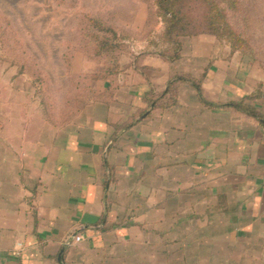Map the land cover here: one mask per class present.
Returning a JSON list of instances; mask_svg holds the SVG:
<instances>
[{"label":"crops","instance_id":"crops-1","mask_svg":"<svg viewBox=\"0 0 264 264\" xmlns=\"http://www.w3.org/2000/svg\"><path fill=\"white\" fill-rule=\"evenodd\" d=\"M181 43L65 127L0 61V264H264V71L211 35Z\"/></svg>","mask_w":264,"mask_h":264},{"label":"rangeland","instance_id":"rangeland-1","mask_svg":"<svg viewBox=\"0 0 264 264\" xmlns=\"http://www.w3.org/2000/svg\"><path fill=\"white\" fill-rule=\"evenodd\" d=\"M216 1L247 43L235 52L231 49L232 56L243 68L264 71V0ZM190 12L199 23L203 7L194 3ZM95 23L117 34L115 47L119 48L115 55L96 53L91 35L110 34L100 33ZM0 25L11 36L3 33L1 39L9 40L11 46L14 37L19 39L18 53L25 52L22 60L45 74L41 76L46 84L42 92L55 118L63 119L64 127L76 122L102 94V81H91L89 76L111 65L113 69L132 66L142 56L173 54L172 47L162 39L164 24L154 0H0ZM9 46H3L0 40V61L11 65ZM88 99L90 103L76 115L77 103L83 105Z\"/></svg>","mask_w":264,"mask_h":264},{"label":"trees","instance_id":"trees-1","mask_svg":"<svg viewBox=\"0 0 264 264\" xmlns=\"http://www.w3.org/2000/svg\"><path fill=\"white\" fill-rule=\"evenodd\" d=\"M154 1L157 7L158 16L162 19V23L164 24L162 39L166 43H168L173 50V54L171 56H163V58L167 59L171 63H174L181 58L182 44L180 38L183 37L211 35L215 37L218 41H224L228 43L231 46L232 52L242 49L244 46L247 45L245 40H243L242 37L229 24L225 11L219 6L216 0ZM194 3L200 4V6L203 7L202 19L199 23L195 22L190 15V11L192 10V5ZM95 26L98 27V31H100V33L103 32L108 35L110 34L106 37L93 36L94 34L91 35V38L93 39L94 43L96 42V53L98 54V56H101L103 54L104 56L110 57V55L114 54L119 48L115 47V43H117V34L112 29L106 28L105 26H101V24L99 23H95ZM3 33H6L8 37H11L9 35V31H7L3 26L0 25V40L3 46L8 47L10 45L9 40L3 41V39H1V34ZM13 39L14 42L12 46L10 45L9 49L7 50L11 58V65L17 67L20 73L28 74L33 78L34 84L39 88L38 93L41 97V103L47 121L57 127H64L63 119L57 120L55 118V116L52 114L51 107L48 104V99L45 93L42 92V86L43 89L46 87L45 78H42L45 74L41 70H35L34 67L31 68L30 64L22 60V57H24L23 54H25V52L22 51V54L18 53L20 52L18 48V46L20 45V40H17V38L15 37ZM126 68H128L127 65H121V68L113 69L111 65L108 69L104 70L103 72L89 76V79L91 81L111 82L110 87L107 90H102L101 96L97 97L94 101H91H105L111 98L114 95V89L116 88V84L113 79L117 75H119L121 70H126ZM183 82L195 83V81L189 76H179L169 84L167 90L164 91L161 95L152 96L150 98L151 103H155V105L157 106L159 103H162L163 101L167 100L168 102L162 105V107H168L170 105L175 104V85L177 83ZM89 103L90 99H88V101L83 105L77 103V105L75 106L76 115H79L80 112L82 113ZM225 106L247 110L251 115L259 118L261 121L263 119L262 116L258 115L254 110L245 106L242 102H231L225 104Z\"/></svg>","mask_w":264,"mask_h":264},{"label":"built area","instance_id":"built-area-1","mask_svg":"<svg viewBox=\"0 0 264 264\" xmlns=\"http://www.w3.org/2000/svg\"><path fill=\"white\" fill-rule=\"evenodd\" d=\"M75 240H76L77 242H79V241L82 240V238H81V236H77V237L75 238Z\"/></svg>","mask_w":264,"mask_h":264}]
</instances>
